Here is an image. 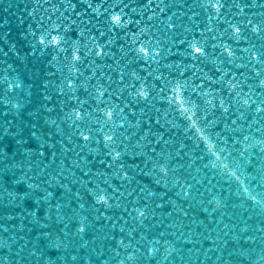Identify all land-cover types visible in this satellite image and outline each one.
<instances>
[{"label": "water", "instance_id": "1", "mask_svg": "<svg viewBox=\"0 0 264 264\" xmlns=\"http://www.w3.org/2000/svg\"><path fill=\"white\" fill-rule=\"evenodd\" d=\"M240 1L0 0V264H264Z\"/></svg>", "mask_w": 264, "mask_h": 264}]
</instances>
